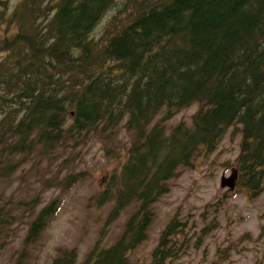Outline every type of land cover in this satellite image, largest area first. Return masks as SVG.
<instances>
[{
	"label": "trees",
	"instance_id": "trees-1",
	"mask_svg": "<svg viewBox=\"0 0 264 264\" xmlns=\"http://www.w3.org/2000/svg\"><path fill=\"white\" fill-rule=\"evenodd\" d=\"M7 26L14 33L0 40L1 179L35 154L124 121L133 133L121 173L97 204L114 203L113 220L137 208L116 243L98 242L82 264H132L169 182L215 152L231 127L242 136L238 185L253 198L264 193V0H0V28ZM194 104L192 125L168 133L164 123ZM8 203L0 234L12 226ZM53 204L31 222L26 243L55 215ZM183 227L178 217L169 222L151 264L178 257ZM77 259L65 250L53 264Z\"/></svg>",
	"mask_w": 264,
	"mask_h": 264
},
{
	"label": "rangeland",
	"instance_id": "rangeland-1",
	"mask_svg": "<svg viewBox=\"0 0 264 264\" xmlns=\"http://www.w3.org/2000/svg\"><path fill=\"white\" fill-rule=\"evenodd\" d=\"M21 1L10 4L14 7ZM11 29L0 28V40L14 33ZM198 109L194 104L176 114L164 123L166 131L181 123L191 126ZM163 115L164 111L153 125ZM241 139L240 129L231 127L215 152H203L190 168L179 169L169 182V192L154 206L147 239L131 253L132 264H151L162 232L175 217L184 225L174 239L180 250L166 264H264V193L253 198L238 180L233 190L221 187L224 177L238 175ZM132 141L124 121L78 145L47 156L35 154L11 179L0 178V206L9 202L13 215L12 226L0 234V264H53L65 250H75L77 264H82L98 242L104 249L116 243L137 207L130 206L113 220L115 204L97 202L112 177L121 173ZM34 200L35 207L30 205ZM53 202L55 215L34 242L26 243L31 222Z\"/></svg>",
	"mask_w": 264,
	"mask_h": 264
},
{
	"label": "water",
	"instance_id": "water-1",
	"mask_svg": "<svg viewBox=\"0 0 264 264\" xmlns=\"http://www.w3.org/2000/svg\"><path fill=\"white\" fill-rule=\"evenodd\" d=\"M238 180V175L236 172H233L230 177H224L221 181L222 188H229L233 190L235 188L236 181Z\"/></svg>",
	"mask_w": 264,
	"mask_h": 264
}]
</instances>
